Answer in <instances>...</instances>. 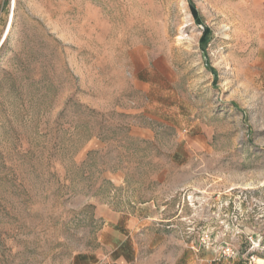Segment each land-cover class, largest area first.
Masks as SVG:
<instances>
[{
	"label": "rangeland",
	"instance_id": "obj_1",
	"mask_svg": "<svg viewBox=\"0 0 264 264\" xmlns=\"http://www.w3.org/2000/svg\"><path fill=\"white\" fill-rule=\"evenodd\" d=\"M0 264H264V0H0Z\"/></svg>",
	"mask_w": 264,
	"mask_h": 264
},
{
	"label": "built area",
	"instance_id": "obj_2",
	"mask_svg": "<svg viewBox=\"0 0 264 264\" xmlns=\"http://www.w3.org/2000/svg\"><path fill=\"white\" fill-rule=\"evenodd\" d=\"M180 193H182V202L178 204V208L180 212L183 211L185 202H187L188 206L191 207L194 210H202L207 207H212L211 202V197L209 196L208 193L200 190H191V191H186L182 190ZM228 205V202H222L217 208L218 211H222L226 206ZM215 206V204L213 205ZM203 243L208 244L211 246V239L209 236H204L203 238ZM221 252L224 256L226 257H233L235 255V249L233 246L226 244L221 248Z\"/></svg>",
	"mask_w": 264,
	"mask_h": 264
},
{
	"label": "crops",
	"instance_id": "obj_3",
	"mask_svg": "<svg viewBox=\"0 0 264 264\" xmlns=\"http://www.w3.org/2000/svg\"><path fill=\"white\" fill-rule=\"evenodd\" d=\"M146 204H148V207H149V210H150V212L152 213V214H161L162 212H163V209H164V207H161V209L160 208H158L157 206H156V203H155V200H150L149 202H147ZM136 224V223H135ZM134 224V225H135Z\"/></svg>",
	"mask_w": 264,
	"mask_h": 264
},
{
	"label": "trees",
	"instance_id": "obj_4",
	"mask_svg": "<svg viewBox=\"0 0 264 264\" xmlns=\"http://www.w3.org/2000/svg\"><path fill=\"white\" fill-rule=\"evenodd\" d=\"M192 8H193V12H194V14L197 15V10H196L195 6H192ZM208 31H209V30L207 29V30H206V34H205L204 37L202 38L203 40H204L205 37L207 36V32H208Z\"/></svg>",
	"mask_w": 264,
	"mask_h": 264
}]
</instances>
